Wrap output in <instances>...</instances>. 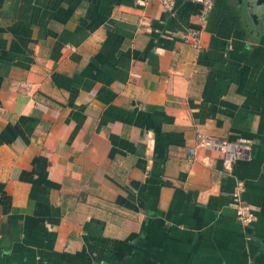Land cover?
<instances>
[{"label": "crops", "instance_id": "obj_1", "mask_svg": "<svg viewBox=\"0 0 264 264\" xmlns=\"http://www.w3.org/2000/svg\"><path fill=\"white\" fill-rule=\"evenodd\" d=\"M197 133L248 157L226 174L198 146L189 164ZM0 264H264V18L0 0Z\"/></svg>", "mask_w": 264, "mask_h": 264}, {"label": "built area", "instance_id": "obj_2", "mask_svg": "<svg viewBox=\"0 0 264 264\" xmlns=\"http://www.w3.org/2000/svg\"><path fill=\"white\" fill-rule=\"evenodd\" d=\"M143 2L155 1L165 9H170L175 0H141ZM197 5V19L199 22H204L207 14L213 6L214 0H189ZM197 30H190L185 37L192 41V47L198 48L197 42ZM196 145L188 149V155L186 157L187 163H192L195 160V148L200 146L207 149H212L220 154V160L222 164V170L226 174H231L233 165L239 161L248 157V147L240 141H230L226 139H217L213 137L203 136L197 133L195 136ZM243 189L242 182L239 180L234 181L233 188L231 190V202L233 204L235 220L242 226L249 225L254 220V211L251 206L242 201L240 193Z\"/></svg>", "mask_w": 264, "mask_h": 264}, {"label": "water", "instance_id": "obj_3", "mask_svg": "<svg viewBox=\"0 0 264 264\" xmlns=\"http://www.w3.org/2000/svg\"><path fill=\"white\" fill-rule=\"evenodd\" d=\"M243 3V13L251 27H257L264 18V0H238Z\"/></svg>", "mask_w": 264, "mask_h": 264}, {"label": "rangeland", "instance_id": "obj_4", "mask_svg": "<svg viewBox=\"0 0 264 264\" xmlns=\"http://www.w3.org/2000/svg\"><path fill=\"white\" fill-rule=\"evenodd\" d=\"M241 4L243 5L242 1H241Z\"/></svg>", "mask_w": 264, "mask_h": 264}, {"label": "flooded vegetation", "instance_id": "obj_5", "mask_svg": "<svg viewBox=\"0 0 264 264\" xmlns=\"http://www.w3.org/2000/svg\"><path fill=\"white\" fill-rule=\"evenodd\" d=\"M242 7H243V5H242Z\"/></svg>", "mask_w": 264, "mask_h": 264}]
</instances>
